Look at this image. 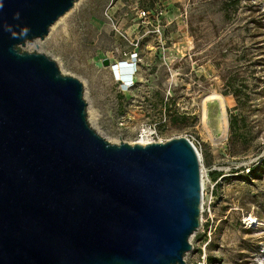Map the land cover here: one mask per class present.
Instances as JSON below:
<instances>
[{
    "label": "water",
    "instance_id": "obj_1",
    "mask_svg": "<svg viewBox=\"0 0 264 264\" xmlns=\"http://www.w3.org/2000/svg\"><path fill=\"white\" fill-rule=\"evenodd\" d=\"M78 1L0 0V264H186L204 199L194 145L110 143L83 84L22 49Z\"/></svg>",
    "mask_w": 264,
    "mask_h": 264
},
{
    "label": "rangeland",
    "instance_id": "obj_2",
    "mask_svg": "<svg viewBox=\"0 0 264 264\" xmlns=\"http://www.w3.org/2000/svg\"><path fill=\"white\" fill-rule=\"evenodd\" d=\"M22 49L83 84L87 120L110 143L137 144L143 129L153 142L194 145L204 199L186 264H264V0H79ZM135 60L126 90L115 68ZM214 94L230 124L220 143L217 108L203 122Z\"/></svg>",
    "mask_w": 264,
    "mask_h": 264
},
{
    "label": "bare ground",
    "instance_id": "obj_3",
    "mask_svg": "<svg viewBox=\"0 0 264 264\" xmlns=\"http://www.w3.org/2000/svg\"><path fill=\"white\" fill-rule=\"evenodd\" d=\"M79 2V1H78ZM77 2V3H78ZM67 14V13H66ZM113 65V64H112ZM117 75L120 81L125 82L126 84L134 83L135 74L132 73L134 71L133 64H127L126 62H118L115 68ZM132 80V81H131ZM129 84V85H130ZM133 85V84H132ZM203 122L206 126L209 124V118L211 116V108L215 107L218 110V115L216 119V135L210 130V135L215 143H220L228 137L230 124L228 119V111L227 104L223 96L214 94L211 97L207 98L203 102ZM216 113V114H217ZM139 119V118H138ZM137 119V120H138ZM137 144L147 145L153 143L152 133L147 130H143L140 132V137ZM200 154V153H198ZM200 156V155H199ZM202 180L204 186V167L202 166ZM249 222H253V220H249Z\"/></svg>",
    "mask_w": 264,
    "mask_h": 264
},
{
    "label": "built area",
    "instance_id": "obj_4",
    "mask_svg": "<svg viewBox=\"0 0 264 264\" xmlns=\"http://www.w3.org/2000/svg\"><path fill=\"white\" fill-rule=\"evenodd\" d=\"M161 15H162V14H157L156 16H157V18H159ZM149 16H150V13H149V12L143 11V12H141V16H140V18H141V19L144 21V23H145V22L148 21ZM132 56L135 57L134 59H137V58H138L137 53H134ZM132 64H133V67H134V72H133V73L136 74V73H137V60H135L134 62H132ZM119 81H120V80H119ZM131 81H132V80H131ZM120 83L123 84V87H124V89H126V90H128V89L131 87V85L126 84V83L123 82V81H120ZM246 172L249 173L250 170L248 169Z\"/></svg>",
    "mask_w": 264,
    "mask_h": 264
}]
</instances>
